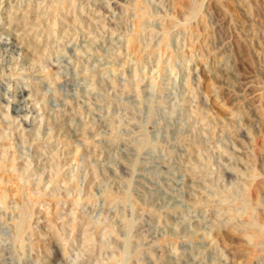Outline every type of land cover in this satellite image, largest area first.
<instances>
[{"label": "rangeland", "instance_id": "obj_1", "mask_svg": "<svg viewBox=\"0 0 264 264\" xmlns=\"http://www.w3.org/2000/svg\"><path fill=\"white\" fill-rule=\"evenodd\" d=\"M0 186V264H264V0H0Z\"/></svg>", "mask_w": 264, "mask_h": 264}, {"label": "bare ground", "instance_id": "obj_2", "mask_svg": "<svg viewBox=\"0 0 264 264\" xmlns=\"http://www.w3.org/2000/svg\"><path fill=\"white\" fill-rule=\"evenodd\" d=\"M135 5H136V3H135ZM138 6V5H137ZM25 13V12H24ZM35 15V17L37 16L36 15V13L34 14ZM41 17V16H40ZM36 19H37V17H36ZM40 20V19H39ZM33 21H34V18H33ZM18 34V33H17ZM31 38V37H30ZM27 45V44H26ZM31 47V46H30ZM35 47V46H34ZM5 160H7V159H5ZM2 164V163H1ZM5 164V163H4ZM6 165V164H5ZM4 166V165H3ZM3 169H6V167L4 166L3 167ZM37 192V191H36ZM34 194V193H33ZM38 195V194H37ZM4 196H6L5 195V191H4V188H2L1 186H0V202H3L4 200ZM27 196V195H26ZM33 196V195H32ZM36 196V195H35ZM247 198H250V196L249 197H247ZM3 200V201H2ZM250 201V200H249ZM5 202V201H4ZM248 205V204H247ZM30 206V205H29ZM245 206H246V204H245ZM250 208V207H249ZM22 209V208H21ZM27 210V209H26ZM21 211V210H20ZM28 212V211H27ZM248 213V212H247ZM19 215H20V212H19ZM23 217L22 218H19L20 220L17 222V224L15 225V236H16V239L18 238L19 240H20V237L24 234V232H25V230L27 229V227H28V225H26V216H27V214H26V216H25V213L23 212ZM20 217V216H19ZM28 218H29V215L27 216ZM251 218V217H250ZM249 218V219H250ZM253 219V218H252ZM248 222V221H247ZM28 223H29V220H28ZM27 223V224H28ZM257 225V224H256ZM30 226V225H29ZM245 226H247V224L245 225ZM251 226H255V223H254V221L252 220L251 221ZM82 227V226H81ZM249 228V227H248ZM256 228V227H255ZM252 229H253V227H252ZM250 230V229H249ZM27 231V230H26ZM252 231V230H251ZM250 234V233H249ZM256 237V236H255Z\"/></svg>", "mask_w": 264, "mask_h": 264}]
</instances>
